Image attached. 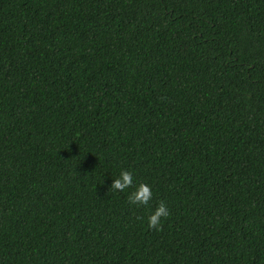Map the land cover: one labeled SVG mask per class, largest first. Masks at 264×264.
<instances>
[{
    "label": "trees",
    "instance_id": "1",
    "mask_svg": "<svg viewBox=\"0 0 264 264\" xmlns=\"http://www.w3.org/2000/svg\"><path fill=\"white\" fill-rule=\"evenodd\" d=\"M0 264H264V0H0Z\"/></svg>",
    "mask_w": 264,
    "mask_h": 264
},
{
    "label": "clouds",
    "instance_id": "2",
    "mask_svg": "<svg viewBox=\"0 0 264 264\" xmlns=\"http://www.w3.org/2000/svg\"><path fill=\"white\" fill-rule=\"evenodd\" d=\"M132 172L128 170H121L117 178L111 180L110 187L114 190L123 192L126 187L132 185ZM152 197V191L149 186L144 183H140L136 186L135 191L128 195V201L135 205H146ZM168 210L165 205L161 202L151 214L147 216V226L149 228L159 229L161 218L167 217Z\"/></svg>",
    "mask_w": 264,
    "mask_h": 264
}]
</instances>
